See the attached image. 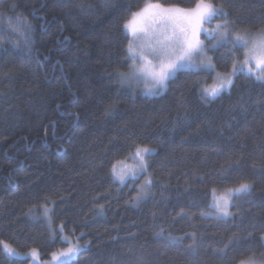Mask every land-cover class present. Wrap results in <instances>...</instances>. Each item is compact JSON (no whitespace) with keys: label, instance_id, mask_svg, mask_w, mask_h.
Segmentation results:
<instances>
[{"label":"trees","instance_id":"obj_1","mask_svg":"<svg viewBox=\"0 0 264 264\" xmlns=\"http://www.w3.org/2000/svg\"><path fill=\"white\" fill-rule=\"evenodd\" d=\"M145 2L0 0V241L17 252L49 259L68 246L53 240L63 224V235L88 244L72 264L264 256V84L240 74L207 100L208 72L177 73L157 96L122 84L118 74L130 75L132 62L124 25ZM150 2L191 8L196 0ZM213 2L235 31L264 30V0ZM29 23L30 57L14 47L24 46ZM228 51L212 52L221 73L244 58L243 49ZM137 145L155 149L146 157L150 187L142 176L122 184L113 174ZM241 183L251 192L233 198L229 217L204 215L213 191ZM0 264L29 260L0 249Z\"/></svg>","mask_w":264,"mask_h":264},{"label":"snow or ice","instance_id":"obj_2","mask_svg":"<svg viewBox=\"0 0 264 264\" xmlns=\"http://www.w3.org/2000/svg\"><path fill=\"white\" fill-rule=\"evenodd\" d=\"M16 4L10 5V8H16ZM3 13H0L2 16ZM228 13L223 5L217 6L213 0H196L191 8H180L175 5L164 7L159 3H151L146 0L145 5L137 12L132 13L131 18L125 22V29L129 31L136 39H140L143 34L145 40L137 47H133L132 41L128 45V58L132 60L133 65L137 60L143 61L144 64L131 72L119 73L121 83L137 78V72L145 71L144 65H153V70L148 72L151 76L153 86L149 89V94H159L168 84V82L176 76L177 73L190 70L197 72L201 69L214 71V65L211 63V57L207 56L208 51H216L220 48H228V56H232L234 50L244 49V59L242 62L237 59L232 60V70L227 76L219 79V82L210 87H204L201 90L203 99H215L221 96L225 91H229L234 85V78L240 74H245L248 78H254L256 81L264 84V30H259L255 36L247 32H235L233 23L228 20ZM22 19V17L17 18ZM218 21L214 26L213 21ZM159 22L162 26L159 31L151 30L148 22ZM209 25L210 27H205ZM17 29H13L16 32ZM33 31V26L29 23L26 25V35L24 36V46L20 43L14 44V47L24 51L27 48V54L31 56V44L28 38ZM201 34L205 39L213 42L206 45L204 40L200 39ZM148 50V54L145 53ZM151 55L152 59L148 56ZM207 61V63L205 62ZM155 149L137 145L134 157L140 162V170L131 173L135 179L138 175L146 173L147 161L146 157L152 155ZM113 174L117 176L121 183H125V176L116 172V166L113 165ZM146 186L152 185L150 178L145 180ZM251 185L241 183L238 187L229 189L227 196H222L215 201L214 207L217 218H227L231 215L229 207L232 197H240L250 194ZM139 198V196H138ZM51 210L44 207V215L50 219L49 212ZM65 225L60 226L59 233L53 235V240L59 236L62 243L69 246L60 251L59 254L53 252L51 254L54 264H72L74 260L81 254L88 244H81L79 237L75 242H71L69 237L64 236L63 229ZM158 233V235L162 234ZM74 235V231H73ZM81 236L84 234L81 233ZM169 243L178 245L182 243V238L169 235ZM189 245V249L193 247ZM0 249L7 257H17L19 253L9 244L0 241ZM30 255L34 264L39 259L37 249H32ZM78 264V261H77ZM241 264H256L249 258L241 261Z\"/></svg>","mask_w":264,"mask_h":264},{"label":"rangeland","instance_id":"obj_3","mask_svg":"<svg viewBox=\"0 0 264 264\" xmlns=\"http://www.w3.org/2000/svg\"><path fill=\"white\" fill-rule=\"evenodd\" d=\"M217 22L218 21H215L214 20L212 26H214ZM148 27H149L150 31L151 30L159 31L162 26L160 25L159 22H155L154 23L152 21H149L148 22ZM205 27H210V26L209 25H205ZM124 30L128 34V36L130 37V41H132L133 47H137L139 44H141L142 42H144L145 38H144L143 34H140L141 38L138 40V39L134 38L132 36V34L125 29V27H124ZM235 32H239V31H235ZM239 33H244V32H239ZM247 33L250 34V35H252V36H255L257 34V32H247ZM200 39L201 40H204V42H205L206 45H210V43H214V41L213 42H210V41L206 40L203 34H201ZM244 51L245 50L243 49V52ZM212 52L213 51H208L207 52V56L208 57H211V63L214 65V62H213V59H212ZM145 53L148 54V50L147 49H145ZM148 58L149 59H152L151 55H149ZM243 59L240 60V62H242ZM205 62L207 63V61H205ZM143 64H144V62L143 61H140L139 59L137 60V62H136L135 65H133V62H131V65H130L131 72L134 71L136 68L140 67ZM144 67H145V71L143 73L137 72V74H136L137 78H133V79L127 81L124 84L127 85V86L132 87L134 90H138V91L140 90V92L143 95H146V96H157V95H160L161 93L164 92V90L166 89L167 86L161 92H159V94H154V95L153 94H149V89L152 88L153 82H152L151 76L148 75V72L151 71V70H153V68L155 67V63L153 65H144ZM214 69H215L214 71H209L207 69H201V70H199L201 72H208V73H210L212 75V82L210 83V85H207L206 87H210V86H213L214 84L218 83L219 82V79L221 77L229 75L231 73V70H232V68H231V70L228 73H221V72H219V71L216 70L215 65H214ZM139 170H140V162H139V160H137L134 157V154L131 157H129V159L126 162L124 161L123 163H120V164H118L116 166V172L118 174H123L125 176V181L126 180H130V179H133L131 173L133 171H137L138 172ZM141 176L145 180L147 179L146 178V173H143V174L138 175L135 179H138ZM115 178H116V180L118 182H120V180L117 178V176H115ZM145 180H144V185H145ZM228 192H229V190H225V191H222V192L213 191V193H212L213 202H212V204L210 206L209 211L206 212L204 215L207 216V217H216L217 218L216 211H215V207H214L215 201L218 198L222 197V196H227L228 195ZM233 198L234 197H232V199H231V204H232ZM231 204H230V206H231ZM229 211H230V207H229ZM69 240L71 242H73V243L75 242L71 238H69ZM68 246H69V244H68ZM66 248H64V249H66ZM64 249H62V250H64ZM62 250H59L56 253L59 254V252L62 251ZM27 253H30V251L29 252H26V253H19V255L17 257H12V258L26 259V260H29V264H34L32 258L30 257V255H26ZM251 259H253L256 262V264H264V256L258 257V258H251ZM35 264H54V262L52 261V257H50L47 260H43L41 258V256H40V254H39V259H38V261L35 262Z\"/></svg>","mask_w":264,"mask_h":264}]
</instances>
